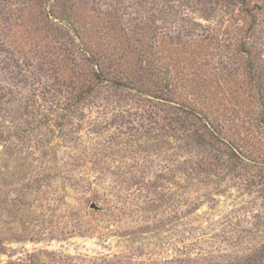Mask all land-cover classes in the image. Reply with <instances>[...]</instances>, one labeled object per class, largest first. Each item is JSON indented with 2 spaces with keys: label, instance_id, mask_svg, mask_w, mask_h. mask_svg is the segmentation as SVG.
Instances as JSON below:
<instances>
[{
  "label": "rangeland",
  "instance_id": "rangeland-1",
  "mask_svg": "<svg viewBox=\"0 0 264 264\" xmlns=\"http://www.w3.org/2000/svg\"><path fill=\"white\" fill-rule=\"evenodd\" d=\"M144 1L0 0V264H264L255 130L198 104L229 134L228 157L198 119L173 121L185 97L161 93L176 103L163 109L97 82L70 30L92 47L95 30L119 47L125 30L149 45L212 38L218 54L243 42L264 70V0L248 13L236 0Z\"/></svg>",
  "mask_w": 264,
  "mask_h": 264
},
{
  "label": "trees",
  "instance_id": "trees-1",
  "mask_svg": "<svg viewBox=\"0 0 264 264\" xmlns=\"http://www.w3.org/2000/svg\"><path fill=\"white\" fill-rule=\"evenodd\" d=\"M236 1L248 13L249 2ZM144 2L146 3V0ZM239 27L237 26L233 32L238 39L244 31V28ZM252 27L250 24L246 30L247 39L251 37ZM70 30L85 53L86 61L92 66L93 76L97 82L111 83L119 88L133 90L149 100L156 101L163 109L171 102L176 103L173 98L165 97L161 93L168 92L173 97H185L186 101L178 106L187 117L183 121L174 117L173 121L182 127L189 118L198 119L214 139L228 145L231 150L230 155L228 154L230 158L231 156L239 158V155L231 138L228 137L229 134L224 136L221 132L218 133L217 128L210 122L209 114L198 108V104L211 109L214 114H220L228 121L237 123L242 121L243 126L252 127L259 139L264 142V70L258 65L254 47L248 48L247 43L241 42L239 49L237 45H233L234 48L226 49V55L221 51L218 54L214 52V49L219 48L214 47L212 38L210 41L207 38L208 40L176 44L175 39L169 34L161 35L160 45L155 43L149 45L144 40H139L138 31L131 35L126 30L118 35L122 42L120 47L113 44L114 41L101 42L102 38H98L95 30L93 39L95 38L97 43L92 47L89 40H84V32L73 25H70ZM112 31L113 36L115 31ZM132 39L139 44L132 46ZM136 55L139 59L134 65ZM210 55L215 57L214 62L221 59L219 63L221 66L205 63ZM198 58L201 59V63L197 61ZM225 63L229 64V67L225 66ZM237 65L239 67H236ZM116 73L121 78H117ZM89 93L90 90L80 94L77 99L81 100ZM250 114L255 116L249 118ZM195 134L198 141L206 142L204 134L197 130ZM244 141L246 147L250 148V143ZM242 153L240 157L247 160Z\"/></svg>",
  "mask_w": 264,
  "mask_h": 264
},
{
  "label": "water",
  "instance_id": "water-1",
  "mask_svg": "<svg viewBox=\"0 0 264 264\" xmlns=\"http://www.w3.org/2000/svg\"><path fill=\"white\" fill-rule=\"evenodd\" d=\"M92 208H96V206L93 204V205H92Z\"/></svg>",
  "mask_w": 264,
  "mask_h": 264
}]
</instances>
